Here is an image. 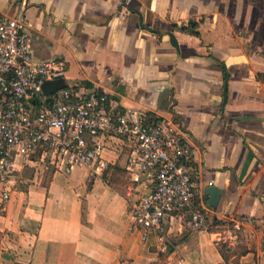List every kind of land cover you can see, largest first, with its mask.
<instances>
[{
  "label": "crops",
  "instance_id": "obj_1",
  "mask_svg": "<svg viewBox=\"0 0 264 264\" xmlns=\"http://www.w3.org/2000/svg\"><path fill=\"white\" fill-rule=\"evenodd\" d=\"M20 14L35 59L66 63V86L174 119L192 146L197 204L217 230H243L227 260L188 214L143 239L128 188L136 198L152 183L133 180V144L113 137L101 175L18 161L10 199L0 197V264H264V0H0L1 16Z\"/></svg>",
  "mask_w": 264,
  "mask_h": 264
},
{
  "label": "built area",
  "instance_id": "obj_2",
  "mask_svg": "<svg viewBox=\"0 0 264 264\" xmlns=\"http://www.w3.org/2000/svg\"><path fill=\"white\" fill-rule=\"evenodd\" d=\"M30 22L25 15H0V197L3 205L17 184L18 161L44 162L70 174L88 168L103 174L106 141L113 137L133 148L127 169L133 180L146 177L149 192L132 197L128 188L129 226L143 239L155 229L164 238L174 215H189L192 230L216 235L217 245L241 242V223L212 230L205 207L197 204L199 186L193 150L172 118L132 109L105 91L65 86L45 93L42 85L62 78L66 63L59 58L37 60L33 55Z\"/></svg>",
  "mask_w": 264,
  "mask_h": 264
},
{
  "label": "water",
  "instance_id": "obj_3",
  "mask_svg": "<svg viewBox=\"0 0 264 264\" xmlns=\"http://www.w3.org/2000/svg\"><path fill=\"white\" fill-rule=\"evenodd\" d=\"M65 81L63 78H58L55 80H49L46 81L43 85V91L47 94L49 93H53L63 87H65ZM207 192L211 195V200H210V204L212 206H216L218 204L220 195H221V190L215 186H210L207 188Z\"/></svg>",
  "mask_w": 264,
  "mask_h": 264
},
{
  "label": "trees",
  "instance_id": "obj_4",
  "mask_svg": "<svg viewBox=\"0 0 264 264\" xmlns=\"http://www.w3.org/2000/svg\"><path fill=\"white\" fill-rule=\"evenodd\" d=\"M220 229V228H219ZM218 229V230H219ZM212 230H217V228L215 227V225L213 224V228ZM230 248V247H227L223 244H219V249L221 250L222 254L224 255V257L226 258V260L228 259V255H227V249Z\"/></svg>",
  "mask_w": 264,
  "mask_h": 264
}]
</instances>
